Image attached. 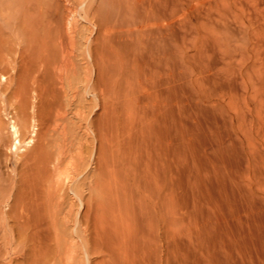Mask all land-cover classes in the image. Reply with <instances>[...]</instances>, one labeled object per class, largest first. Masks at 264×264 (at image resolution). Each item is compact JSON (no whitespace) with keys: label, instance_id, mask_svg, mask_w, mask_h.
<instances>
[{"label":"bare ground","instance_id":"obj_1","mask_svg":"<svg viewBox=\"0 0 264 264\" xmlns=\"http://www.w3.org/2000/svg\"><path fill=\"white\" fill-rule=\"evenodd\" d=\"M108 1L111 8H114L111 11H115L116 8L119 18L117 23H110L111 17H114L106 8L111 20H107V17L108 22L102 21L105 19L102 14L106 11L103 12V2L108 4ZM13 2L14 6H17L14 9L24 11L23 16L29 21L28 29L32 33L27 34L30 36L33 34L37 40L28 42L30 43L28 47H31L30 52H36V60L32 58V62L38 63L34 68L28 57L29 64L34 70L37 68L34 71L35 75L31 73L32 82H27L29 79L26 77L25 80L24 77V80L15 83L17 85L15 89L11 87L14 91L11 90L13 92H10L12 95L9 93L10 97L13 96L17 100L15 107L18 104L16 109L20 113L15 107L13 109L19 117L21 115L22 122L24 121L21 123L27 126L29 117H35L34 107L37 102L34 100L37 99L42 104L40 99L43 98L44 101L45 96L47 98L43 109L37 108L41 112L39 114L42 122L48 125L50 119L51 123L53 120L50 114L52 115L55 110L52 109L51 113L50 100L54 96L52 89L59 88V86L56 88L58 84L52 87V83L55 81L53 75L56 76L53 74L58 63L56 57H59L56 54L57 45L54 46V36L60 33L57 23L58 10L61 8L56 0ZM103 2L99 3L103 5L102 8L100 6L102 11L98 6H95L96 9L84 3L88 4L84 6L87 12L92 11L90 14L96 17L95 22L100 20L99 31L97 30L99 35L95 36L98 42L94 44L97 52L92 48L93 54L97 55L93 64L97 65L99 76L96 77H99L98 83L102 84L97 86L106 88L103 90L109 93L106 95L107 98L103 93V100L106 98L107 102L111 89L114 99H118L115 103L120 100L117 103L120 106L112 111L110 109L112 104L108 102L110 119H107L108 116L105 118L102 116L104 119L103 121L100 119L99 122L95 118L99 122L98 126L94 120L98 141L94 167L97 169L98 178L100 177L101 182H97L98 186H101V191H97L99 194L95 191L100 197L93 199L99 200L96 204L101 212L95 213L96 215L93 213V219L84 222L86 225L82 227L81 242L77 244L81 245V250L77 249L78 254L75 253V256L70 255L71 259L69 258L65 264H264V0ZM11 4L13 3H10V6ZM1 5L3 6L2 3ZM12 12L14 13V10ZM20 39L22 40V37ZM3 40L6 41L5 38ZM33 43L37 51L32 50ZM8 45L6 46L9 48ZM20 50L22 51V48ZM63 53L64 51L61 54ZM26 54L24 56L31 55ZM27 64L26 61L25 67L21 66L26 74L32 68L28 64L29 69ZM76 64L77 62L76 67L73 65L75 69L78 67ZM110 67L112 70L107 69ZM106 70L108 72L111 70L112 74L108 73L111 76L103 75ZM24 72L22 74L25 75ZM73 76L77 77L75 74ZM142 89L144 92L141 93ZM30 96L35 99L29 100ZM105 110L106 108L104 112L107 114L108 110ZM99 117L102 118L101 115L97 118ZM2 123L1 126L5 124ZM17 123L14 116L9 119L7 126L12 138L11 145L17 150V154L21 147H24L21 149L22 153L18 154L21 156L25 154L23 153L27 147L25 145L33 140L31 137L28 140L25 138L27 140L26 142L23 140L25 144L20 145L23 142H20L21 130L19 131ZM46 125L44 126L47 127ZM47 130L48 128L46 132ZM65 131L67 134V130ZM42 132L44 134L43 130ZM47 139L45 141L44 137V142H49ZM44 142L43 147L46 145ZM51 142L53 141H50V144ZM39 150H44L45 153L42 147ZM33 151L36 153L34 149ZM63 151L59 149L57 154L60 155ZM43 152H39L41 155L36 153L33 154L34 157L30 156L32 160L25 156L24 160H28L25 163L28 164L27 168L24 166L27 172L20 173V178L25 180V183H28L29 176L32 175L29 172L33 168L36 169L35 175L39 171V177L42 175L43 178L47 173L46 168L42 170L43 164L39 167L36 160L44 156V159L46 157L44 163H49L54 156L51 158V154L48 153L47 156V153L45 155ZM17 178L14 180L17 181ZM30 178L33 180L32 176ZM42 178L39 179L41 182ZM75 185L77 187V184ZM3 186H0L2 190ZM23 186L22 184L21 187ZM38 187L36 191L33 186L34 191L30 186L29 191L21 189L29 192L27 194L29 199L32 191L37 193ZM39 193L40 191L37 196ZM27 195L25 194L26 199ZM23 199L25 198L20 200L22 204ZM13 203H9L12 205L11 209ZM15 209L13 208L14 211ZM60 244L62 243H59V246ZM77 245L76 248L79 247ZM47 247L42 246L39 249L34 247L36 250L32 253L31 260L28 259L30 263L64 264L61 258L64 256L62 249L57 247L59 248L57 255L51 250L53 248Z\"/></svg>","mask_w":264,"mask_h":264},{"label":"rangeland","instance_id":"obj_2","mask_svg":"<svg viewBox=\"0 0 264 264\" xmlns=\"http://www.w3.org/2000/svg\"><path fill=\"white\" fill-rule=\"evenodd\" d=\"M2 1L3 0H0V54H1L0 57L2 58V60H0V65H1L0 66V72H2V73H0V118H1L0 119V128L1 127L2 128L5 127V128H3V129L1 128L2 132L0 131V135L2 133H4L3 131H5V133L2 134V136H0V145H1L0 146V172H1L0 173V176H1L0 177V186L4 185L5 189H4V186H3V190H2V188H0L1 189L0 192H2V194L0 193V200H1V202H0V212H1L0 213V217H2L0 219V228H1L0 229V264H27L28 262L30 263V260H31V257H32V253L34 252V250H36V249H34V247L37 248V249H39L42 246L46 248L47 246H44V245H48V247H47L48 249L49 248H53L51 250L54 252V254H57V255L59 254V253H57V251H58L57 249H59L57 247H60V250L62 249L61 251H62V254L64 256H62V254H61L62 257L60 255L59 256L62 258V261L65 264L69 260V258L71 259L70 255H74L75 253L78 254V251H76L77 249H79V251L81 250V248H80L81 245L79 246L77 244H80V242H81V235L83 234L82 233L83 232V228H84L83 226L86 225L85 223H87V221L90 222L93 219V216L96 215L95 213L98 214V212L99 213L101 212V210H99V208H97V204H96V201H99V200H96V199L94 200L93 199L95 197L96 198L100 197V196H98L99 192H97V191H99V190L101 191V186H98L99 183L97 182V181H100L99 180L100 177L98 178L99 175L96 172L97 169L94 167L96 165V163H95L96 159L94 160V157L96 156L95 153L97 152V151L95 152V150L97 149V145L96 144H98V143H96V142H98V141H96V139H97V136H96L97 135L96 134L97 129L96 128L98 126L97 123L100 122L99 121L100 119L103 121V119L105 117L108 116L107 119H110V117H111L110 116L111 115L110 114L111 111L109 110V107L107 105L108 102L109 103L111 102V104L113 106V107L111 106V108H110L112 111H115L120 106V104H119V106L117 105V103L120 100L117 103H115L116 100H118V99L116 97H115L116 99H114V94H113L111 89H110L111 93H110V95H108V99H107V102H106L105 101L106 98H107L106 95L109 94V93H105V91L103 90L104 87L103 88L101 86H100V88L98 87L99 84L100 85H102V84H101V82L98 83L99 77H96L97 75L99 76V71H98L96 63H95V65L93 64L95 59H97V58H95V57H97V55L95 56L93 53H94V50H96V49H94L95 48L94 44L96 42H98V39H96L95 36L97 35V37H98V35H99L98 31H99V26L100 25H98V24L100 23L99 22L100 20L97 21L98 23L95 22L96 21V17L94 16V14H92V13L90 14V12H92V11L87 12V10L85 9L84 6H87L88 4H90L92 7L93 6L94 7L98 6L99 9H100V6L102 8V6L104 5L103 12L106 9L111 11L114 8L113 7L111 8V6H110L111 4L109 3V1H108V4H106V2L105 3L103 2L104 0H89L90 1V2L88 1L89 3L86 2L87 0L86 1L85 0H56V2L59 3L57 5L59 6V8H61V9H59L57 7L59 9L58 10V12H59V23H57L58 24L57 26L60 27V33L58 32V35L56 33L55 36H54V39H55V45L54 46H56V45L58 46V47L56 46L55 48H57L56 49V51H57L56 54L59 57H56L58 63H57V66L55 67V70H53V74H55L57 77L53 75V80L55 79V81H53L52 84L54 86L52 85V87H56L55 85L58 84L56 88H58V86H59V88L57 90L54 89V88L52 89L53 95H54L52 97V100H50L48 98L50 100V102H51L50 103L51 113L55 109L54 113H52V115L50 114V118H52L53 120H52V123H51V119H50L49 124L46 125L44 122H42L43 120L41 119V114H39L41 112H39L40 110L38 108H41V110L43 109L44 101H46L47 97L45 98V96H44V101H43V98L40 99L42 101V102L40 101L43 104L42 105V104L39 103V100H37L35 98H32L30 96L29 100H31V98H32V100L35 99L34 100L35 103L37 102L38 104L36 103L37 105L35 104L36 107H34V109L36 110V113L34 115L35 117L34 118L33 117H31V118L29 117V119L31 121L28 120L27 121V126H26V124L25 125L22 124L24 121L22 122L21 115H20V117L18 116L19 115L18 113H20L16 109V107H18V104H16L17 106L15 107V103H16L17 100H15V98H13V96H12V98L10 97L12 95V93H10V92H13L14 89L16 88L17 85L15 83H17L19 80H21V81L24 80L23 79L24 77H25V80H27L26 77L30 80V81L28 80L27 82H29V83L32 82V79L30 78V76H32V74H34V71L37 69L36 68L34 70V68L38 66V63H36L37 61L36 62H32L34 59L36 60V58H35V56H36L35 53L36 52H33L34 54L32 52H30V48L31 47H28V45L33 42L32 40H35V42H37V40H36V38L34 37L33 34H32V36H33L34 39H32V36H30V34H27L28 32H31V31L28 29V28H30V27H28V22L29 21L27 20V18H25L23 16L25 12L24 11L20 12L19 10H15L14 9V7H17V6H14V2H13L14 0H4L3 2ZM102 2H103V5H99V3H102ZM1 3L3 4V6L1 5ZM10 3H13V4H11V6H10ZM84 3H88V4H84ZM13 10H14V13L12 12ZM107 10L104 12V14H102L103 18H105V19H102V21H104V20L106 21V18L108 17L107 20L110 21L112 19L110 23H112V24L113 23H117L119 21V18H117L116 8H115V11L113 10V11L110 12L112 14V16L114 17V18L111 17V19L109 18L110 13ZM15 11L17 13H15ZM18 11L20 12V14H19ZM63 13H64V15H63ZM108 13H109V15H108ZM13 14H15V15H13ZM115 14H116V20H114L115 19ZM21 19H23L24 21L21 22L22 21ZM25 22H27V23H25ZM106 22H108V21H106ZM11 23H12V25H11ZM107 24H109V23H107ZM75 27H77V28H75ZM58 30H59V28H58ZM75 31H76V33H75ZM95 31H97V32H95ZM25 32H26V35H24ZM77 32H79V33H77ZM60 34H62V36ZM28 36H30L31 39ZM21 37H22V40L20 39ZM4 38H5L6 41L3 40ZM54 39H53V42H54ZM23 40H24V42H23ZM28 42H30V43H28ZM4 43H6V45L10 44L11 48H10L9 45H8L9 46V48H8L6 45H4ZM13 43H14V45H13ZM34 44L35 43L32 44L34 46V49H32V50L33 51L34 50L37 51L36 50L37 49L36 45H34ZM2 45L5 46V49H4V46H2ZM60 45L62 47H60ZM22 46H24L26 49L24 47H22ZM21 48H22V51L20 50ZM10 49L12 50V52H11ZM27 49H29V50H27ZM58 49H59V51H58ZM62 51H64L63 55L61 54ZM95 52H97V50ZM26 53L31 54V55L24 56ZM30 56H32V57H30ZM68 56H69V58H68ZM28 57H29V59L31 61L30 63L34 64L33 65L34 68L29 64ZM32 58H33V60H32ZM26 61L30 65V68L32 67L31 69H33L32 70L33 72L32 71L30 72L31 69L29 68V65L27 64L28 68L30 69V70H28V73H27V74H29V76H26L27 74L23 71L24 68L21 67V66L25 67ZM72 62H75V63L77 62L76 65H78L79 69H78V67L75 69L73 67V65L75 66V63H72ZM111 68L112 67L107 68V69H111ZM96 69H97V73H96ZM111 70L109 72H108V70L104 71L105 74H103V75H106V77H108L109 75L111 76V74H112ZM18 71H21V72H18ZM73 71H75V72H73ZM76 71H78V72H76ZM10 72H11V74H10ZM22 72H24L25 75L22 74ZM69 72H71V74ZM104 72L102 71V73H104ZM106 72H107V74H106ZM108 73H111V74H108ZM57 74H59V75H57ZM73 74L77 75V77L73 76ZM65 75H67V76H65ZM71 75L73 76V78L70 77ZM8 76L10 78H8ZM3 85H5V86H3ZM95 85L96 86L98 85V86L96 87ZM1 86H2V88H1ZM5 87L7 89H5ZM11 87L14 88V89H12ZM187 87H189V86H187ZM96 88L97 89L99 88L100 92H98L99 90H97ZM101 88H102V90L104 92H102ZM107 88H109V85H108ZM104 89H106V88H104ZM11 90H13V91H11ZM54 90H56V91H54ZM143 90L144 89H142L141 93L144 92ZM58 91H59V93H57ZM103 93H104V95L106 97L104 100H103L104 96H102ZM64 94H65V96H64ZM101 96H102V100L100 99ZM6 97H8L9 99L7 98V100H6ZM111 99H112V101L115 104H113ZM39 104L41 105V107H40ZM55 106H58L57 107L58 109ZM14 107H15V109L18 112L17 114H16V110L13 109ZM105 108H106V110H108L107 114H105V112H104ZM29 109H27V110H29ZM61 109H62V111H60ZM113 109H115V110H113ZM37 111H38V113H37ZM56 111H58L59 114L56 113ZM101 111H103L104 113H101ZM9 112H12V113L10 114ZM14 112H15V115H14ZM30 112H31V109H30ZM98 113L101 115V117L103 116L104 118L103 117L102 118H100V117L97 118L98 116H100V115H98ZM14 116H15V119H17V122H18L17 124H19L18 125L20 127L19 131L21 130L20 131L21 132V135H20V139L21 140H20V142L22 143L23 140L26 142L28 139H30V137L33 140L29 144L25 145L27 147L23 151V153H25V154L24 155L21 154L22 157L20 155H19L20 156L19 157L18 154H20V152L22 151L21 149H23L24 147L23 148L21 147L20 150L18 149L19 153L17 154V152H16L17 150H14L13 146L11 145L12 138L10 137L9 128L7 126L8 122H9V119L11 117L14 118ZM63 117L65 118V120H64ZM95 118L99 122H97ZM94 120L96 121V123H95ZM1 121H3V123H5V124H3ZM35 121H36V123H35ZM68 121H70V122H68ZM102 121H101V123H102ZM1 123L3 125H5V126H3V125L1 126ZM28 123H30L31 125L28 124ZM42 123L44 125H46L47 127H45ZM57 123H58V125H57ZM94 123L97 125L96 128H95ZM22 125H24L25 127L24 126L22 127ZM37 125H39L38 129H37ZM68 126H69V128H68ZM44 127L46 129L48 128V130H47L48 134L46 132V129L45 130L43 129ZM22 128L24 129V131H23ZM40 129H41V131H40ZM42 130L44 131V134H43ZM56 130H58V131H56ZM65 130H67V134L65 133L66 132ZM53 131H54V134H53ZM45 132H46V134L48 136L45 134ZM68 132H70V133L68 134ZM49 134H52L53 136H55V138L53 136H50ZM42 135H44V136H42ZM73 135H74V137H73ZM35 136H36L37 139L35 138ZM44 137H45V141H46V139L48 137L49 140L47 139V141H49V142H47V143L44 142V140H43ZM58 137L61 138V139H59ZM70 138H72V139H70ZM6 139H7V141H6ZM50 141H53V142H51V144L53 143L52 145L50 144ZM54 141H56V142L54 143ZM2 142H4L5 144L2 143ZM35 142H36V144L38 146L36 144H34L35 146L32 144V143H35ZM37 142L38 143L40 142V143L38 144ZM43 142L46 144L45 147H43L44 146ZM79 142H81V143H79ZM57 143L58 144L60 143V144L58 145ZM23 144H25V143L23 142L20 145H23ZM56 145H57V147H56ZM28 146H30L29 147L30 149L28 148ZM49 146H50V148H49ZM86 146H88V147H86ZM37 147H38V149H37ZM41 147L43 149H45V153H47V156H48V153H49V155L51 154L50 155L51 158L54 156L53 157L54 159L52 158L49 163H46V162L44 163L46 157L44 159L43 155H42L43 158H41V156L40 157L37 156L39 158H37L38 161L36 160V162H37L39 167H40L41 164H43V165L45 164V166L47 165V167L41 165V167H43V169L40 168V170L41 169L44 170L46 168L45 171L48 174L46 173L43 176V178H45V179L42 178V175L40 176L42 178V182H41V180H39L40 177L38 176V172L39 171L37 172V175H35L34 170H36V169L33 168L29 172V174L31 175V173H32L31 176L33 177L32 179L34 181L31 180V178H30L31 176H29V180L28 181L26 180L28 183H25V180L20 178V173L27 172V170H25V169L27 168L28 164H25V163H27L28 160H24V159H26L25 156L30 158V156H32V157L35 156L33 154H36V153H39V152H43L44 150L43 151L39 150V149H41ZM28 149H29V151H28ZM33 149L35 150L36 153H33L34 152ZM59 149H61V151H63L64 149L65 150L63 152H61L60 155H58L57 153H58ZM10 150H12V151H10ZM55 150H56V152H55ZM2 151L3 152L5 151L4 154H2L3 153ZM55 153H56V155H55ZM41 154L39 153V155H41ZM57 155L59 156V158H58ZM14 156H17V157H14ZM16 159H17V161H16ZM40 159L43 162H40L41 161ZM61 159H63V161ZM84 160H86L87 162L84 161ZM14 162H15V164H14ZM19 162L22 165L24 163V165L23 166L20 165ZM30 162H32V161H30ZM30 162H29V164H30ZM3 166H4V168H3ZM21 168H23V170ZM47 168H48V171H47ZM7 171H9V172H7ZM45 171H44V173H45ZM91 172H94V173L92 174ZM40 173H41V171H40ZM94 174H95L96 177L94 176ZM16 176H18V178ZM10 177H12V179ZM14 178L15 179L17 178L19 181L18 180L17 181L14 180ZM19 178L21 180H23L22 182H24V183H22V182L21 183L24 186H25V184L29 185L31 190H33L34 187L38 185L39 187L37 186L38 187L37 193L33 192L34 190L36 191V188H37L36 187L32 191V193L30 195L31 197H29V199H28L29 195H27V194H29V192H28L30 190L29 186H27L28 188L26 186H25V188H24V186L21 187L22 184L20 183L21 180ZM79 179H80V181H79ZM14 181H16V183ZM29 181L30 182H34V183L36 182V184L34 185L33 183H30ZM17 182L20 183L21 185L18 184ZM39 182H41L42 186L40 185ZM91 183L94 184L95 186H93ZM17 184L20 185V186H18ZM47 184H49V185L47 186ZM75 184H77V187H76ZM82 184H83V186H82ZM91 185L94 188H92ZM11 186H13V188ZM32 186H33V189H32ZM15 188H17V189H15ZM21 188L22 189L24 188L23 190L28 189L27 193L25 191H22ZM75 188H76V190H75ZM88 188H89L90 191L88 190ZM39 191H40V193L37 196ZM48 192H49V194H48ZM21 193H23V194H21ZM33 193H34V195H32ZM88 193H89V195H88ZM25 194L27 195V199L28 200L26 199ZM35 194H36V196H35ZM12 195H13V197H12ZM15 196H16V198H14ZM22 196H25V197H22ZM87 196L89 197V199H88ZM13 198H14L15 202H14V200L12 201ZM21 198H25V199H23L24 200L23 204L20 203L21 202L20 201ZM31 198H33V199H31ZM84 198H86V199H84ZM16 199H17V201H16ZM38 201L41 202V203H39ZM35 202L38 205L35 204ZM9 203L10 204L13 203L14 206H16L18 204L16 206L17 209H15V207L13 206L15 211H18V212H15L13 210V208L11 209L12 205H10ZM59 203L61 204V206H60ZM21 204L23 206L22 208H21ZM24 204H26L28 206H25ZM29 205H31V206L29 207ZM20 208L21 209L24 208V209L21 210ZM18 209H20V211ZM11 210H13L12 212H14V213H12ZM24 210L25 211L27 210V211L24 212ZM55 210H56V214H54ZM90 211H92V213ZM27 212L28 213L31 212L32 215L28 214ZM93 213H94V215H93ZM18 217L20 218L19 220H18ZM38 217H39V219H38ZM89 217H91V219ZM34 219H38V220H34ZM57 219H59L60 221H58ZM7 221H9L10 223H8ZM19 222L20 223L22 222L21 225L24 224V222H25V224L23 226H21ZM26 222H28L27 223L28 225H26ZM7 223L8 224H12V225H8ZM58 223H60V224H58ZM91 223H89V225ZM82 224H84V225H82ZM57 225H59V226H57ZM16 226H18V227H16ZM89 227L91 228V225ZM14 229H16V231ZM56 234H58V235H56ZM60 237L62 239H60ZM58 238L60 239V241H59ZM58 242L62 243V244H60V246H59ZM45 243H47V244H45ZM62 245H64V246H62ZM76 245L79 246V247L76 248ZM64 250H66V251H64ZM70 250H71V252H70ZM28 259H30V260H28Z\"/></svg>","mask_w":264,"mask_h":264}]
</instances>
